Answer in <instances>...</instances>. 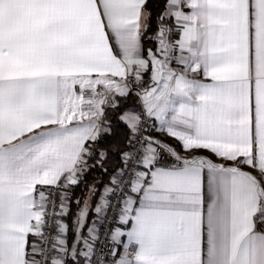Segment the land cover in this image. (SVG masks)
<instances>
[{
    "label": "snow or ice",
    "instance_id": "snow-or-ice-1",
    "mask_svg": "<svg viewBox=\"0 0 264 264\" xmlns=\"http://www.w3.org/2000/svg\"><path fill=\"white\" fill-rule=\"evenodd\" d=\"M0 264H264V0H0Z\"/></svg>",
    "mask_w": 264,
    "mask_h": 264
},
{
    "label": "trees",
    "instance_id": "trees-1",
    "mask_svg": "<svg viewBox=\"0 0 264 264\" xmlns=\"http://www.w3.org/2000/svg\"><path fill=\"white\" fill-rule=\"evenodd\" d=\"M83 195H84V186L81 185L80 187L75 189V197H80ZM75 197H74V199H75ZM72 211H73V213L76 211L75 205H73Z\"/></svg>",
    "mask_w": 264,
    "mask_h": 264
},
{
    "label": "crops",
    "instance_id": "crops-1",
    "mask_svg": "<svg viewBox=\"0 0 264 264\" xmlns=\"http://www.w3.org/2000/svg\"><path fill=\"white\" fill-rule=\"evenodd\" d=\"M152 135H154V136H161V138H165V137H163V135H162L161 133H159V132H153ZM169 143H173V144H175V141H173V140H169ZM200 154L207 155L208 153H206V152H201Z\"/></svg>",
    "mask_w": 264,
    "mask_h": 264
}]
</instances>
